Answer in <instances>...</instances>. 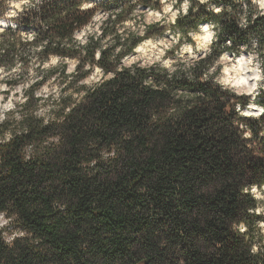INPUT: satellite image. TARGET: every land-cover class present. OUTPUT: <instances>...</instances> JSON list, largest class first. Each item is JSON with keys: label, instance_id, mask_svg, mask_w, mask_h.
I'll list each match as a JSON object with an SVG mask.
<instances>
[{"label": "trees", "instance_id": "16d2710c", "mask_svg": "<svg viewBox=\"0 0 264 264\" xmlns=\"http://www.w3.org/2000/svg\"><path fill=\"white\" fill-rule=\"evenodd\" d=\"M85 2L94 7L83 9ZM135 7L130 0H43L0 36L4 85L23 87L0 121V211L25 233L11 243L0 235V264H264L257 225L264 217L249 211L261 202L243 191L264 185V115L239 116L227 99L235 94L200 79L201 67L189 70L191 79L178 72L171 80L158 65L127 67L138 43L163 34L154 24L145 37L128 33L121 41L117 26ZM204 7L173 31L218 21L219 44L264 39V15H250L241 29ZM98 10L119 14L101 25L99 38L80 44L75 33ZM29 30L34 38L26 40ZM110 35L115 43L97 60ZM52 56L61 66L43 68ZM66 60H79L73 73ZM97 66L103 79L85 84ZM51 81L58 92L37 95ZM235 99L244 110L251 98ZM256 102L264 106V93ZM238 223L248 231L233 228Z\"/></svg>", "mask_w": 264, "mask_h": 264}, {"label": "clouds", "instance_id": "9594fccd", "mask_svg": "<svg viewBox=\"0 0 264 264\" xmlns=\"http://www.w3.org/2000/svg\"><path fill=\"white\" fill-rule=\"evenodd\" d=\"M25 2L27 7H36L43 3V0H35V3H31L30 0H25ZM232 2L237 5L235 9L231 5L218 4L216 0H152L153 6L145 9L142 6V0H130V4L136 5V7L132 9L126 20L117 26V32L121 34V41L127 39L128 33L145 37L149 25L159 24L164 27L163 34L149 35L138 43L133 49L135 55L126 56L123 63L132 65L142 61L139 64L141 68L158 65L159 70L165 72L169 80L173 79L178 72H184L187 78L191 79L193 73L189 70L201 67L203 74L200 79L211 80L214 85L220 87L221 91L235 94V96L229 95L227 99L235 106V111L239 116L259 118L264 115V106L256 102L257 97L264 93V55H262L264 53V39L256 37L248 43L240 44L234 48L231 39H226L223 44H219L224 28L218 21L200 23L195 29L189 28L187 32L178 29L173 31L172 27L177 25L178 20L189 17L190 10L194 17L201 10V5L205 6L204 11L206 13H211L217 17H224L227 14L228 17L234 18L241 29L248 27L250 15L253 19L257 15H264V0H232ZM21 6L20 3L11 4L9 10L0 15V28H15V24L8 21L9 18L18 16L15 9ZM92 7H94L92 3L85 2L82 4L83 9ZM121 11L124 10L121 9ZM118 14L96 11L88 24L75 33V38L80 44H87V36L89 35H95L99 38L101 25H104L110 16L114 20L115 15ZM33 38L34 34L24 37L26 40ZM114 43L115 40L111 35L107 40L101 41L102 47L96 50V59L99 60L103 48ZM169 50H173L171 55H167ZM120 51L121 47L115 48L114 55ZM149 53H153V55L149 56ZM145 57L148 58L145 59ZM202 61L203 64H201ZM58 62H61V58L52 56L42 67L47 69ZM63 62L75 66L79 60ZM95 73L103 75V69L97 66ZM146 83L153 84V81L148 80ZM47 92L48 89L45 87L43 93L38 92L37 95ZM240 96L251 98L244 110L241 109L240 102L235 99V97ZM6 107H12L11 102ZM44 111L46 109H42L40 114H43ZM239 126L244 129L243 135L245 137H252V131L247 129L245 124L241 123ZM261 135H264V132H261ZM109 155L114 156L115 153ZM243 191L261 201L258 206L249 209V211L258 217H264V185L251 184L245 187ZM14 222L15 217L13 215L0 211V235L8 243L25 235L23 231L15 230ZM257 225L260 230L264 231V219L258 220ZM233 228L241 233L248 231V226L245 223L234 224ZM251 251L257 253L260 248L253 246Z\"/></svg>", "mask_w": 264, "mask_h": 264}, {"label": "rangeland", "instance_id": "374dc122", "mask_svg": "<svg viewBox=\"0 0 264 264\" xmlns=\"http://www.w3.org/2000/svg\"><path fill=\"white\" fill-rule=\"evenodd\" d=\"M3 1V7L6 8V12L9 10L10 5L14 4V3H20L22 6L18 9H15L18 12V16L17 17H13V18H9V23L11 24H15V28L12 27H7V28H0V36L3 34V32L5 30H7L8 28H12V29H16L17 27V21H22V16L23 14H25L27 11H30L31 8H37L36 7H27L26 6V2L25 0H2ZM91 2H96L98 0H89ZM31 3H35V0H30ZM164 26L160 25L159 28H163ZM25 33H27L28 35H32L33 31L29 30V31H25ZM173 50H169V52L171 53H167V55H171ZM132 55H135L132 54ZM153 55V53H149V56ZM148 57H145V59H147ZM140 63H142V61H138L136 64H132V65H126L127 67L133 66V65H139ZM62 62H58L56 65L54 66H50V67H59L61 66ZM68 64V72L69 73H73L75 70V66ZM153 66V65H152ZM49 67V68H50ZM103 79V75H98L95 73V71L93 72V74L86 80L85 84L89 85V86H93L95 84H97L98 82H100ZM7 81V77H5L4 73L0 72V121L3 119L4 114L11 109V107H6L9 102H11V105L13 106L14 102L20 101L23 95V87L19 86L16 89H13L11 91H9L8 88L5 87L4 83ZM48 92L44 95L47 94H51V93H57L59 88L57 86V82L51 81L47 86ZM53 89H55V91H53ZM43 93V90H42ZM250 117V116H249ZM261 202V201H260Z\"/></svg>", "mask_w": 264, "mask_h": 264}]
</instances>
